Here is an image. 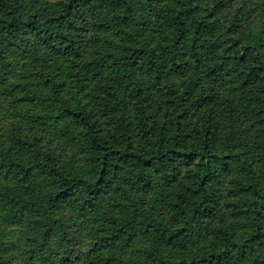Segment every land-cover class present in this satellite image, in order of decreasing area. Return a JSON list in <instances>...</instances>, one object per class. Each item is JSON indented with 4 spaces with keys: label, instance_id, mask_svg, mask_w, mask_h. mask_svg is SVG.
Wrapping results in <instances>:
<instances>
[{
    "label": "trees",
    "instance_id": "trees-1",
    "mask_svg": "<svg viewBox=\"0 0 264 264\" xmlns=\"http://www.w3.org/2000/svg\"><path fill=\"white\" fill-rule=\"evenodd\" d=\"M2 120L0 264H264V0H0Z\"/></svg>",
    "mask_w": 264,
    "mask_h": 264
},
{
    "label": "rangeland",
    "instance_id": "rangeland-1",
    "mask_svg": "<svg viewBox=\"0 0 264 264\" xmlns=\"http://www.w3.org/2000/svg\"><path fill=\"white\" fill-rule=\"evenodd\" d=\"M3 123L6 124V122L4 120L0 121L1 125H3ZM71 225H72V223H71ZM72 234H73V236L78 237V240H80V242L77 244L76 249H75V252H76L75 253L76 254L75 259H76V261H79V260H81V257L84 254V252L87 251L88 241H86L87 239H80V236H79L80 233L78 231L77 225H75V226L72 225Z\"/></svg>",
    "mask_w": 264,
    "mask_h": 264
}]
</instances>
